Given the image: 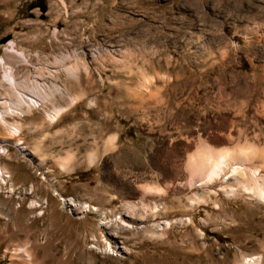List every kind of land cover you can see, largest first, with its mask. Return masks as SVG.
Returning <instances> with one entry per match:
<instances>
[{
	"label": "rangeland",
	"instance_id": "obj_1",
	"mask_svg": "<svg viewBox=\"0 0 264 264\" xmlns=\"http://www.w3.org/2000/svg\"><path fill=\"white\" fill-rule=\"evenodd\" d=\"M216 1L0 0V264H264V203L222 190L242 192L231 169L186 167L243 103L264 130V58L244 48L264 0ZM209 16L228 51L211 69Z\"/></svg>",
	"mask_w": 264,
	"mask_h": 264
},
{
	"label": "bare ground",
	"instance_id": "obj_2",
	"mask_svg": "<svg viewBox=\"0 0 264 264\" xmlns=\"http://www.w3.org/2000/svg\"><path fill=\"white\" fill-rule=\"evenodd\" d=\"M216 2L221 3V5L225 6L228 10L235 8V2L232 1L222 2L221 0H217ZM243 4L250 6L249 2ZM252 17L255 19L256 22L254 24H251L249 22L246 24L244 28L246 33L244 48L246 49L249 55H253L257 58H264V33L262 32L263 30L262 24H264L263 22L264 11L254 12ZM207 22H208V26H207L208 34L206 37V45L208 49L207 58L214 59L213 58L214 54L216 55L217 58V60L210 62L208 64V69H211L215 64H218L219 66H222L224 64L225 58L228 55V51L227 49L224 48L223 42L221 43L217 42L218 43V45L216 46L217 52L213 51V44H214L213 37L217 36L221 39L222 34L219 31L218 32L212 31L213 24L211 23L214 22L213 17L209 16L207 18ZM6 45L9 46L10 51L21 53L15 47V43L13 42V40L9 41ZM0 67L4 69L5 79L10 82L12 81L13 84L16 86L17 84L13 75L11 73H8L7 70H5L6 61L2 56H0ZM260 67L264 70V59L260 63ZM70 70L72 72H75L74 69L72 68H70ZM218 71H219V75L217 74V81L220 82L222 79L221 77L222 72L220 68ZM263 79H264V75H263ZM258 83L259 82L257 80V76L256 77L254 76L255 88H257ZM76 99L77 98L74 97L73 99L74 103L76 102ZM240 106L241 107L239 108L237 114L239 118L236 119L237 116L235 117L236 121H232L231 123L232 126L230 125L231 127L225 130L222 138L220 139L222 147L219 149H213L212 147L210 148L208 146H203V145L198 146L194 153L187 156L186 167L194 171L201 172L207 181L220 176L224 170L231 169V172L241 180V183L243 184V185L241 184L242 187L244 186L243 189L241 187L237 188L239 191L242 190V192L241 191L240 193L236 192L235 188L233 187L225 188L222 190L226 193L229 194L231 193L236 197L238 195L241 197H245L246 202L249 205L248 208H250L252 206L250 204L252 201L251 198H253L254 201L256 202L264 203V130L258 126L256 119L255 117H253V115H252L253 118L251 120V122L253 121L252 122L253 126H248L245 121L246 118H248L247 116L249 115L248 113L249 105L246 102ZM256 110L258 111L256 113L258 114L260 113V115L262 114L264 115V100L259 105L257 104ZM62 114H63V110L57 109L55 111V115L52 118H54V120L57 121L62 116ZM22 149H24L23 146ZM69 201L71 202V205L70 203H68L70 206L75 204L73 200L71 201L70 199ZM139 201L142 207L148 206V204L144 202L145 200L141 199ZM35 206H40V204L35 203ZM132 207L135 208L134 206H131V208ZM155 208L156 205L154 206V214H156ZM88 210L89 211L91 210L90 205L88 209L84 208L82 211L86 212ZM127 217L128 218H124L125 222L133 223L136 225L135 217H131L129 215ZM103 224L106 225V221H102L101 225ZM136 226L138 227V225ZM104 227L106 228V226ZM18 251L19 253H17L16 255L22 256L23 259L20 264H32V262L29 261L30 253L26 249L19 248ZM242 264H263V256L261 254H257L247 259L246 261H243Z\"/></svg>",
	"mask_w": 264,
	"mask_h": 264
},
{
	"label": "water",
	"instance_id": "obj_3",
	"mask_svg": "<svg viewBox=\"0 0 264 264\" xmlns=\"http://www.w3.org/2000/svg\"><path fill=\"white\" fill-rule=\"evenodd\" d=\"M43 10H45V9H43ZM8 39H9V38L3 39V40L1 41V43H5Z\"/></svg>",
	"mask_w": 264,
	"mask_h": 264
}]
</instances>
